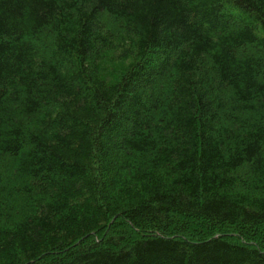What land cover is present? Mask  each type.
Returning <instances> with one entry per match:
<instances>
[{
  "label": "trees",
  "instance_id": "trees-1",
  "mask_svg": "<svg viewBox=\"0 0 264 264\" xmlns=\"http://www.w3.org/2000/svg\"><path fill=\"white\" fill-rule=\"evenodd\" d=\"M0 264H264V0H0Z\"/></svg>",
  "mask_w": 264,
  "mask_h": 264
}]
</instances>
